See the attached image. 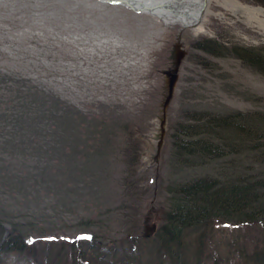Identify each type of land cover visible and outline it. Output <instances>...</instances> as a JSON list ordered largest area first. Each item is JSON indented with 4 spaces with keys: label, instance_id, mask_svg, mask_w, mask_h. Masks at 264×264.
I'll list each match as a JSON object with an SVG mask.
<instances>
[{
    "label": "rangeland",
    "instance_id": "1",
    "mask_svg": "<svg viewBox=\"0 0 264 264\" xmlns=\"http://www.w3.org/2000/svg\"><path fill=\"white\" fill-rule=\"evenodd\" d=\"M238 1L264 9V0ZM212 9L221 16L211 18V35L189 44L188 56L180 69L179 84L167 114L164 146L155 160L152 153L157 134H161L159 118L166 93L164 72L172 66V50L180 34L179 28L164 26L150 15L104 5L97 0H0V68L33 79L35 84L61 94L67 104L82 111L115 109L124 122L122 125L127 127L126 134L130 135L124 136L121 147L134 144L137 151V156L131 157L137 173L131 175L122 164L115 179L118 184L104 192L108 196L103 195L107 198L103 207L116 214L114 220L108 225L97 222L94 218L102 220L97 216L100 210L92 211L94 206L83 202L81 191L74 189L66 195L69 214L55 217L49 210L39 216L38 224L30 232V240L34 241L28 244L31 248L36 247L37 253L48 236L75 238L83 232L104 237L105 242L100 246L107 250L118 247L123 239L127 241L128 237H133L138 238L140 247H144L140 251L145 249L143 255L152 252V239L167 231L168 189L194 176L221 173L213 166L195 171L179 170L173 155V135L177 125L187 122L192 113L216 116L236 112L264 113V74L233 53L237 48L264 50V35L214 2ZM209 42L219 44L220 54L212 55L201 49ZM121 156L122 150H119L113 158ZM244 164L252 165L247 158ZM16 166L22 168L18 162ZM70 175L68 170L66 184L72 181ZM126 176L130 178L127 188L123 185ZM131 185L138 190H131ZM74 186L80 184L76 182L69 188ZM227 190V194L243 196L245 193L237 184H231ZM134 191L137 194L133 195ZM11 193L3 195L0 191V200L5 206L22 192L12 185ZM47 199L41 194L33 205L36 208L51 207L53 203ZM242 201L238 199V202ZM90 202L94 203L96 199ZM20 205L24 207L22 202ZM240 207L264 214L261 204L254 206L255 209L250 203H242ZM237 210L238 206L232 207L233 212ZM226 223L228 221L218 223L216 236L210 243L207 240L210 253L224 261H239L243 253H253L261 240L260 231L247 229L244 224L233 227ZM11 229V225H6V239ZM231 238L240 241V247L211 248ZM78 247L80 245L76 243L63 247L66 264H74V261L86 264L77 255L81 250ZM158 254L157 251L152 254L153 260ZM39 263L40 259L33 263L13 254L5 264ZM127 264L131 263L127 261Z\"/></svg>",
    "mask_w": 264,
    "mask_h": 264
},
{
    "label": "trees",
    "instance_id": "2",
    "mask_svg": "<svg viewBox=\"0 0 264 264\" xmlns=\"http://www.w3.org/2000/svg\"><path fill=\"white\" fill-rule=\"evenodd\" d=\"M207 45L201 49L212 55L222 51L219 44ZM233 53L264 74V50L237 48ZM188 118L177 125L173 135L177 168L195 171L213 166L221 173L194 176L169 188L167 231L152 239L153 251L159 253L156 259L153 251L143 255L145 249L140 252L144 247L139 246V240L128 237L115 249L107 250L100 243L90 245L82 254L87 264H264V214L240 207L250 203L252 208L261 204L264 209V113H192ZM123 123L115 109L82 111L33 79L0 68V191L12 195L11 186L15 185L22 192L9 206L0 200V264L13 254L33 263L40 259L39 264L65 261L60 241H43L38 253L28 243L40 215L49 210L55 217L69 214L66 195L74 189L81 191L83 202L94 206L92 211L100 210L97 216L102 220L93 217L97 222L108 225L114 220L116 214L103 207L104 196H108L104 192L118 184L115 179L122 164L131 175L137 173L131 158L137 156L136 146L121 147L124 136H130ZM119 150L122 156L113 158ZM246 158L252 165L244 164ZM68 170L72 181L66 184ZM127 179L123 184L126 188ZM76 182L80 186L69 188ZM231 184L243 187L244 195L227 194ZM134 188L138 190L131 185V190ZM41 194L53 202L51 207L33 205ZM93 199L96 202L91 203ZM98 201L100 206L96 207ZM234 206L239 210L233 212ZM223 221L260 231L255 251L243 253L239 261H224L211 254L207 240L210 243L216 236L217 225ZM6 225L12 229L3 241ZM97 228H101L99 224ZM239 242L231 238L211 248L240 247Z\"/></svg>",
    "mask_w": 264,
    "mask_h": 264
},
{
    "label": "bare ground",
    "instance_id": "3",
    "mask_svg": "<svg viewBox=\"0 0 264 264\" xmlns=\"http://www.w3.org/2000/svg\"><path fill=\"white\" fill-rule=\"evenodd\" d=\"M175 1L177 0H143L142 4L149 6L170 2L168 10L162 11V20L165 21L166 26L180 28L182 38L186 43L194 42L211 35L209 26L211 18L221 16L220 13H216L212 9L213 2L217 7L243 19L246 25L254 27L258 30V33L264 35V10L261 8L242 4L238 0H185L183 7L180 6L181 4L172 7L171 2ZM170 15L180 19V21L176 22L172 17H169ZM181 26L184 28H181Z\"/></svg>",
    "mask_w": 264,
    "mask_h": 264
},
{
    "label": "water",
    "instance_id": "4",
    "mask_svg": "<svg viewBox=\"0 0 264 264\" xmlns=\"http://www.w3.org/2000/svg\"><path fill=\"white\" fill-rule=\"evenodd\" d=\"M98 1L103 4L122 6L126 9L132 10L135 13L151 15V16L157 17L160 21H163L161 17L163 13L162 11L168 10V7L170 5V2H163V3H157L156 5L147 6V5L142 4L143 0H98ZM151 2H154V1H151ZM184 2L185 0H177L173 3L171 2V4H172V7H174L177 4L179 5L181 4L180 6L183 7ZM169 17L170 18L172 17L173 20H175L176 22L180 21V19H177L173 15H170ZM187 53H188L187 46L182 41L181 35H180L178 42L174 46L173 51H172V59H173L172 69L164 72V75L167 77L166 86H165V90L167 93L165 96V100L163 102V118L161 119V127H160L161 134L158 136L159 142L157 145L158 154L161 151L163 143H164V138L166 135V125H167V112H168L170 103L174 98L175 90H176L177 83L179 80V70H180L181 64L184 58L186 57Z\"/></svg>",
    "mask_w": 264,
    "mask_h": 264
}]
</instances>
